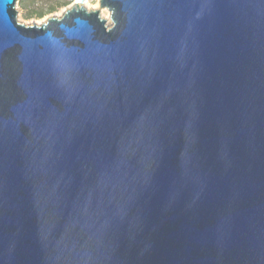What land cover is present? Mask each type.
<instances>
[{"label":"water","instance_id":"water-1","mask_svg":"<svg viewBox=\"0 0 264 264\" xmlns=\"http://www.w3.org/2000/svg\"><path fill=\"white\" fill-rule=\"evenodd\" d=\"M0 0V264H264V0Z\"/></svg>","mask_w":264,"mask_h":264},{"label":"rangeland","instance_id":"rangeland-1","mask_svg":"<svg viewBox=\"0 0 264 264\" xmlns=\"http://www.w3.org/2000/svg\"><path fill=\"white\" fill-rule=\"evenodd\" d=\"M100 1L88 0L86 6L89 9H101ZM74 4L75 0H18L19 20L30 25L41 24L49 17H62ZM101 13L112 25L110 11L101 9Z\"/></svg>","mask_w":264,"mask_h":264},{"label":"bare ground","instance_id":"bare-ground-1","mask_svg":"<svg viewBox=\"0 0 264 264\" xmlns=\"http://www.w3.org/2000/svg\"><path fill=\"white\" fill-rule=\"evenodd\" d=\"M87 2H88V0L86 1L85 5L88 4Z\"/></svg>","mask_w":264,"mask_h":264},{"label":"trees","instance_id":"trees-1","mask_svg":"<svg viewBox=\"0 0 264 264\" xmlns=\"http://www.w3.org/2000/svg\"><path fill=\"white\" fill-rule=\"evenodd\" d=\"M42 14V13H41ZM41 14H39V15H41Z\"/></svg>","mask_w":264,"mask_h":264}]
</instances>
